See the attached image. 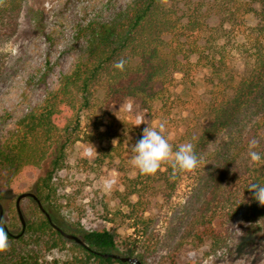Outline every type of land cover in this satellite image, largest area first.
<instances>
[{"label": "trees", "instance_id": "trees-1", "mask_svg": "<svg viewBox=\"0 0 264 264\" xmlns=\"http://www.w3.org/2000/svg\"><path fill=\"white\" fill-rule=\"evenodd\" d=\"M25 1L0 0V38L16 34ZM248 16L260 23L248 25ZM3 29L7 31L2 34ZM86 30L84 59L41 104L18 118L14 139L0 145L3 205L10 194L20 195L13 189L20 176L32 167L45 169L34 186L38 200L29 197L41 217L34 220L25 212L27 226L19 238L13 233L16 227L17 234L23 229L17 198L6 205L4 216H13L11 221L3 217L8 246L0 250V264H131L103 253L136 257L139 264H146L144 245L153 232V218L147 213L176 190L178 172L164 163L155 174L138 171L135 177H125L126 191L117 209L110 210L100 195L90 201L104 203L98 214L108 227L86 229L85 180L70 173L82 162L91 168L89 179L91 170L102 168L116 147L102 149L93 166L75 155V145L92 142L98 136L95 132L104 138L108 131L102 133L101 128L111 126L113 105L126 100H136L147 110L160 101L161 109L170 113L178 75L186 81L197 67L209 70L201 116L190 119L171 145L175 150L190 142L200 159L219 137L236 131L218 151L208 189L217 194L225 187L232 193L238 181L244 182L255 221L243 233L239 247L245 248L264 228V205L248 190L253 183L264 184V160L253 162L248 156L252 139L257 141L256 150L264 153V0H134L111 21L90 23ZM120 59L126 61L123 71L114 67ZM238 60L245 62L243 69L237 68ZM38 201L54 223L72 229L85 244L55 229ZM220 228L219 222L201 215L191 227L192 245L215 242Z\"/></svg>", "mask_w": 264, "mask_h": 264}, {"label": "rangeland", "instance_id": "rangeland-1", "mask_svg": "<svg viewBox=\"0 0 264 264\" xmlns=\"http://www.w3.org/2000/svg\"><path fill=\"white\" fill-rule=\"evenodd\" d=\"M134 0H26L18 15V30L13 37L0 38V145L14 139L15 125L19 117L41 104L49 92L58 88L62 77L70 73L85 57L87 27L93 22L111 21ZM247 23L256 26L260 20L248 16ZM3 29L2 34L6 32ZM245 62L237 61L243 69ZM209 70L197 67L190 79L183 81L178 75L174 89L175 100L170 113L162 110V102L147 110L136 100H126L113 105L111 126L102 127L92 142L75 145V155L88 159L90 165L102 155V149L110 150L102 168L91 170L81 162L72 168V177L85 180L88 197L83 202L86 208L83 223L86 229H102L108 224L99 213L104 203L115 210L123 203L126 191L125 177H135L138 170L131 161V145L148 126L165 124L163 134L169 143L176 141L185 131L190 119L201 116V99L207 89ZM92 123L91 121H89ZM88 122V123H89ZM235 130L219 137L199 159L191 171H178L176 190L162 198L149 210L153 218L151 238L144 245L146 264H264V228L252 242L240 248L245 231L255 223L250 214L251 198L243 181H238L231 191L221 188L217 194L210 191L213 181L209 177L218 151L234 136ZM90 138H88L89 140ZM10 141V142H11ZM113 157V161L110 160ZM96 169V167H95ZM45 169L32 167L13 184L20 193L34 192L37 178ZM177 173V172H176ZM35 193V192H34ZM103 197L104 203H90L92 198ZM17 195L10 194L7 202H15ZM134 200L137 197L133 198ZM94 204V206H92ZM26 210L23 211V208ZM21 208L28 216L38 220L41 214L35 210L33 200H22ZM27 212L28 216L25 214ZM201 215L221 224L220 236L215 242L198 247L192 245L191 227ZM13 214H5L11 221ZM75 214L73 219H78ZM19 218V215H18ZM20 219V218H19ZM21 223V221H20ZM22 225V224H21ZM68 232H74L62 224ZM20 228H14L17 235ZM71 246L68 245L67 248ZM72 253V252H71ZM59 254L56 255L58 257Z\"/></svg>", "mask_w": 264, "mask_h": 264}, {"label": "clouds", "instance_id": "clouds-1", "mask_svg": "<svg viewBox=\"0 0 264 264\" xmlns=\"http://www.w3.org/2000/svg\"><path fill=\"white\" fill-rule=\"evenodd\" d=\"M126 61L120 59L114 63L117 70L123 71ZM165 124L162 122L156 127L148 126L143 129L141 137L131 147V163L144 175L155 174L162 164L167 163L173 172L191 171L199 164V158L190 142L180 143L173 150V146L163 134ZM257 141L252 139L248 143V156L251 161L264 160V153L256 150ZM248 190L260 205H264V184L253 183ZM7 233L3 228V219L0 218V250L7 245Z\"/></svg>", "mask_w": 264, "mask_h": 264}, {"label": "water", "instance_id": "water-1", "mask_svg": "<svg viewBox=\"0 0 264 264\" xmlns=\"http://www.w3.org/2000/svg\"><path fill=\"white\" fill-rule=\"evenodd\" d=\"M27 197H32L34 200H38V197L36 196V194L34 192H31V191L22 192L17 197L16 207H17V212H18V215H19L22 227H23L21 233L16 235L17 238H19L20 236H22L25 233L26 226H27V221H26V218H25V216L23 214V211H22V208H21L22 200L27 198ZM38 203L40 205V209L42 210V212L45 213V215L53 223V227L55 229H57L58 231H60V233L65 238H67L69 240H73V241H75L76 243H78L80 245H84L85 244L84 240L80 236H78V235H76L74 233H70V232L64 230L62 227L58 226L56 223H54L50 213L46 211V209L42 205L41 201H38ZM3 217H4V206H3L2 202L0 201V218L3 219ZM3 225L6 226V223L4 222V220H3ZM102 256H104L105 258L111 257L113 259L121 260L123 262H128V263H131V264H139L140 263L138 258H136V257L122 256V255L117 254V253H103Z\"/></svg>", "mask_w": 264, "mask_h": 264}]
</instances>
